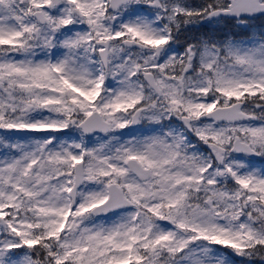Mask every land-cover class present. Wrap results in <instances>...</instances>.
I'll return each mask as SVG.
<instances>
[{
	"label": "snow or ice",
	"instance_id": "1",
	"mask_svg": "<svg viewBox=\"0 0 264 264\" xmlns=\"http://www.w3.org/2000/svg\"><path fill=\"white\" fill-rule=\"evenodd\" d=\"M0 264H264V0H0Z\"/></svg>",
	"mask_w": 264,
	"mask_h": 264
}]
</instances>
